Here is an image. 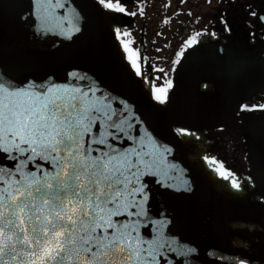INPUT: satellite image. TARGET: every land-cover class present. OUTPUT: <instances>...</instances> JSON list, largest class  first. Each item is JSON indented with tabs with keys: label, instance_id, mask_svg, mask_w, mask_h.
<instances>
[{
	"label": "snow or ice",
	"instance_id": "obj_1",
	"mask_svg": "<svg viewBox=\"0 0 264 264\" xmlns=\"http://www.w3.org/2000/svg\"><path fill=\"white\" fill-rule=\"evenodd\" d=\"M98 2L104 5L106 0ZM47 3L64 7L61 0ZM64 19L55 10H44L36 31L62 28ZM121 43L134 74L147 82L139 52ZM0 77L15 80L7 73ZM94 86L89 81L85 90L74 86L56 94L32 79L9 84L0 78V264H14L18 258L19 264H130L134 258L151 264L155 259L147 241L134 247L133 218L144 214L149 194L141 180L156 175L152 166L158 160L130 135L133 124L124 101L113 108L116 98L101 90L89 102ZM165 91L157 89L155 98L164 102ZM120 135L133 146L121 150L109 143ZM208 163L214 166L216 161ZM218 171L228 178L222 167ZM231 186L242 187L235 180ZM184 190L190 186L185 184Z\"/></svg>",
	"mask_w": 264,
	"mask_h": 264
},
{
	"label": "flooded vegetation",
	"instance_id": "obj_2",
	"mask_svg": "<svg viewBox=\"0 0 264 264\" xmlns=\"http://www.w3.org/2000/svg\"><path fill=\"white\" fill-rule=\"evenodd\" d=\"M108 3L112 7H108ZM117 7L125 11H116ZM103 8L113 28L128 33L117 34L122 48L121 41H124L133 50L138 49L140 62L146 68L154 60L164 75L161 80L165 78L171 86L179 79L177 71L181 64L184 67L191 61L192 51L199 53L203 48H211L218 53L221 74L210 77L215 85L210 99L206 100L209 108L200 111L195 105H189L182 113L178 110L170 114L188 149L194 145L218 146L215 159L207 156L195 162L212 182L225 190L227 211L228 205L247 211L245 215L238 210L228 211L236 250L245 257L264 262V255L247 248L252 241L264 243V225L257 224L264 220V185L252 172L251 153L241 149L242 145L245 148L250 144L246 131L252 120L246 114L258 113L264 119V106L254 107L244 99L239 106L242 108L244 104V110L238 118H233L231 112L225 118L221 115L222 109L215 110L218 99L222 98L227 100V105L239 97L264 99V19H261L264 18V0H106ZM44 10H55L64 17L63 27L38 33L37 18ZM222 21H226V25ZM70 26L68 15L57 11L53 5H43L37 0H0V52L57 46L67 41ZM260 62L263 67L256 66ZM147 73H144L147 80L157 78L155 73ZM222 78L232 83L222 85ZM191 108H195L199 117L209 119L206 125L193 127L184 121L183 113ZM209 160H215V165L211 166ZM221 167L228 174L227 179L220 175ZM233 180L242 187H232ZM244 221L250 226L247 232L243 228ZM259 249L264 252L262 247Z\"/></svg>",
	"mask_w": 264,
	"mask_h": 264
},
{
	"label": "water",
	"instance_id": "obj_3",
	"mask_svg": "<svg viewBox=\"0 0 264 264\" xmlns=\"http://www.w3.org/2000/svg\"><path fill=\"white\" fill-rule=\"evenodd\" d=\"M40 2L48 4L47 0ZM61 3L63 8L53 6L70 19L67 41L51 48L1 51L0 73L15 80L0 78L9 84L32 79L44 83L56 94L71 91L74 86L85 90L89 81H93L98 87L89 91V102H94L103 90L116 98L111 102L113 108H118L117 101L121 100L128 105L126 115L133 124L130 135L158 160L152 166L156 175H145L141 180L147 184L149 194L143 203L144 214L133 218L137 222L134 247L139 248L142 241H147V247L155 253L151 264H264L236 251L225 190L195 164L173 125L174 116L154 97L142 77L134 74L102 4L98 0H61ZM72 73L87 75L89 79L77 80ZM109 143L121 150L133 146L123 135L116 140L109 138ZM144 171L147 173V169ZM185 184L190 191L184 190ZM22 247L17 245L18 249ZM143 259L134 258L130 264H142ZM14 264H19V258Z\"/></svg>",
	"mask_w": 264,
	"mask_h": 264
},
{
	"label": "rangeland",
	"instance_id": "obj_4",
	"mask_svg": "<svg viewBox=\"0 0 264 264\" xmlns=\"http://www.w3.org/2000/svg\"><path fill=\"white\" fill-rule=\"evenodd\" d=\"M139 42V41H138ZM207 48V47H206ZM207 49H201L198 53V51H190L192 56L190 59L191 61L189 63H186L187 65L183 67H179L177 73H179V79L175 82L173 81L172 86L167 85V89L169 90V93L166 95L162 93V95L166 96L165 105L170 111L171 114H173L175 111H183V108L189 105H195V108H198V110L202 111L203 109L209 108V105L207 103V99L209 100V96L212 94L211 88L215 83L210 78H214L213 76H219L221 74L219 69V58L218 53L215 52V49L208 48ZM146 50V49H145ZM149 65V71L147 74L151 75L150 73H155L157 75V78L155 80H148V81H155L156 83L162 84L163 82H168L165 78H162L164 76L162 72L157 68V63L154 60H151ZM262 62L256 64V66L263 67ZM261 65V66H260ZM183 68V69H182ZM155 69V70H154ZM146 74V75H147ZM262 74V72H261ZM258 75L260 78L263 75ZM160 77V78H159ZM212 80V81H211ZM219 81L217 82V84ZM227 83H232L231 81H228L226 78H222V85H225ZM202 86V88H201ZM201 89V90H200ZM156 93V90H155ZM248 99V104L253 103V101L257 102L259 101L258 97H239L238 99H233V103H229L231 108L236 111V108H239L241 105L242 100ZM219 103L216 107V111H221L222 114L225 116V118L228 116L227 113L231 112L233 115V118H238L241 116L243 110H244V104L241 106L242 108H239L238 111L234 113V111L229 108V105H227V100L224 98L218 99ZM230 100V99H229ZM228 106V107H227ZM195 108H191L192 110H187L183 113V119L185 122H188L193 127H200L203 125H206L207 121L202 117H199ZM250 115V116H249ZM261 114L256 113L255 115L246 114V116H249L248 118L252 121H249L248 128H247V134L248 139L250 138V144L248 147H245V145H242V151L249 150V154L251 153V163L250 167L253 170L252 172L254 175L260 179L261 184L264 185V119L263 116H260ZM181 118V116H179ZM225 121V120H223ZM217 145H201L198 146V150H201L202 154H213L214 151L217 149ZM192 153L197 154L195 152V149H192ZM192 154V156H194ZM204 156V155H203ZM195 158V156H194ZM195 160L198 162L199 159L195 158ZM234 210H238L242 215H245L247 213L246 209L240 208V207H234L228 205V211L229 213ZM257 224L264 225V220H260ZM253 224V225H257ZM243 228L245 232H247L250 228L249 224L245 221L243 222ZM264 249L263 245L264 243L261 241H252V245L248 246L252 248L253 252L255 254L264 255V252H261L259 248L260 246ZM239 246L244 247V245L239 243Z\"/></svg>",
	"mask_w": 264,
	"mask_h": 264
},
{
	"label": "trees",
	"instance_id": "obj_5",
	"mask_svg": "<svg viewBox=\"0 0 264 264\" xmlns=\"http://www.w3.org/2000/svg\"><path fill=\"white\" fill-rule=\"evenodd\" d=\"M137 51L140 52L138 49H137ZM148 71H149V68H146V66L144 65L143 66V72L144 73L145 72L147 73ZM169 84H170V81H169V83L168 82L166 83V82H163L162 81V84L156 83L155 81H148V80H147V82L145 81V85L148 88L151 89V91L154 93V95H156L155 90H157V89H165L166 91L164 92V94L166 95L168 93V91H169L167 89V85H169ZM263 101H264V99L259 98V101H257L256 103L262 105L263 104Z\"/></svg>",
	"mask_w": 264,
	"mask_h": 264
}]
</instances>
